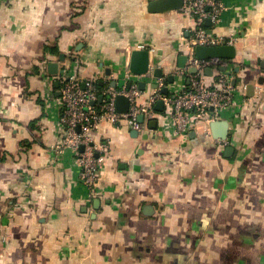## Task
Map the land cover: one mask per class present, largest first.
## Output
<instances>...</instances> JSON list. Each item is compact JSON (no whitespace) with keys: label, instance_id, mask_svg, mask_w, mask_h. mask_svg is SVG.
I'll list each match as a JSON object with an SVG mask.
<instances>
[{"label":"crops","instance_id":"crops-1","mask_svg":"<svg viewBox=\"0 0 264 264\" xmlns=\"http://www.w3.org/2000/svg\"><path fill=\"white\" fill-rule=\"evenodd\" d=\"M149 1L0 0V264H264V0H223L213 26L236 47L225 144L202 122L175 134L164 105L137 134L102 121L92 197L72 152L55 148L61 79L121 85L144 49L140 102L187 82L192 19Z\"/></svg>","mask_w":264,"mask_h":264},{"label":"built area","instance_id":"built-area-1","mask_svg":"<svg viewBox=\"0 0 264 264\" xmlns=\"http://www.w3.org/2000/svg\"><path fill=\"white\" fill-rule=\"evenodd\" d=\"M179 9L182 14L192 19V23L186 42L185 65L177 70V74L187 82L176 92L165 95L155 89L145 102H140L141 90L138 80L143 76L152 77L153 69L150 66L142 74L126 70L122 76L123 82L118 86L97 88V79H89L83 87L79 77L61 79L60 122L64 133L55 148L58 151L68 149L72 152L89 197L97 194V171L103 164L104 151L108 147L107 142L97 143L91 136V132L100 122L123 121L129 128L140 131L143 124L138 120V116L151 119L155 113L154 104L161 99L173 119L175 134H183L200 122L210 133L209 123L225 118V111L234 103L235 88L228 71L229 60L222 57L198 58L194 53L196 45L217 46L234 43L232 35L217 34L213 31V26L221 21L222 12L225 10L223 0H183ZM206 19L210 21L211 27L205 25ZM208 68L211 69L210 77L205 73ZM190 69L194 71L191 72ZM157 83L159 86L163 84L161 79ZM118 95L128 98L126 111L117 109ZM99 97L100 103L96 108L91 101ZM215 141L221 145L226 143V139L221 138H215Z\"/></svg>","mask_w":264,"mask_h":264},{"label":"water","instance_id":"water-1","mask_svg":"<svg viewBox=\"0 0 264 264\" xmlns=\"http://www.w3.org/2000/svg\"><path fill=\"white\" fill-rule=\"evenodd\" d=\"M183 0H151L148 3L147 9L150 12H166L170 10L179 9L182 6ZM205 24H210L209 20H205ZM194 53L198 58H208V57H222L226 59H234L236 56V47L233 44L230 45H217V46H209V45H196L194 48ZM183 60H185V56H181L180 65H183ZM53 66V64H50ZM129 69L132 73L142 74L147 71L149 68V53L144 49H132L130 52ZM191 72L194 69H190ZM206 74H211V69L205 70ZM156 75H160L159 69L155 70ZM172 77H170V80ZM252 85L248 86V89L251 88ZM163 94H168L169 89L167 87L162 88ZM252 94V93H250ZM101 98L99 97V100ZM128 98L124 95H118L116 98V105L119 111H126L128 108ZM163 101L158 99L155 103L156 108L163 107ZM142 115L138 116V120H142ZM229 121L225 118L213 120L209 123V128L211 131V135L214 138H226L228 134ZM134 134H137V131H132Z\"/></svg>","mask_w":264,"mask_h":264}]
</instances>
